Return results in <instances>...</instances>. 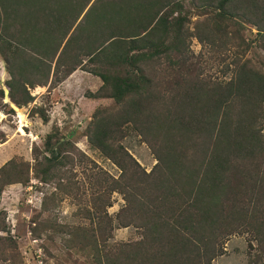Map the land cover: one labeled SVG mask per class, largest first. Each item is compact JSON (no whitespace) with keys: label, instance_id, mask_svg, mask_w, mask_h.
Listing matches in <instances>:
<instances>
[{"label":"trees","instance_id":"trees-1","mask_svg":"<svg viewBox=\"0 0 264 264\" xmlns=\"http://www.w3.org/2000/svg\"><path fill=\"white\" fill-rule=\"evenodd\" d=\"M182 1L0 0V57L15 106L33 101L27 89L45 87L51 64L52 86L79 68L101 83L89 98L114 103L113 112L93 111L85 137L117 178L91 172L73 144L53 134L31 167L38 183L74 199V166L94 179L91 207L78 210L91 222L80 245L91 264H211L232 236L246 238L249 264L264 259V74L236 58L227 81L193 74ZM192 1L211 9L216 30L244 17L264 53V0ZM203 25L194 28L199 43L210 40ZM30 113L47 122L40 107ZM125 124L156 162L148 173L119 144ZM27 171L9 160L0 167V187L26 184ZM113 193L124 204L112 218L106 209ZM124 228L139 240L112 243V232Z\"/></svg>","mask_w":264,"mask_h":264},{"label":"rangeland","instance_id":"rangeland-1","mask_svg":"<svg viewBox=\"0 0 264 264\" xmlns=\"http://www.w3.org/2000/svg\"><path fill=\"white\" fill-rule=\"evenodd\" d=\"M198 4L192 0L181 2V15L186 18L183 28L190 34L184 41V47L187 48L186 56L193 74L211 82L227 81L232 75V61L235 58L247 61L264 74V53L259 47L255 28L248 30L243 27L246 25L244 17L237 16L223 22V31L216 30L211 9ZM202 23L205 25L200 26L201 29L207 27L211 35L209 41L199 43L193 37L194 28ZM215 25L223 26L218 23ZM239 39L243 40L244 46L239 44ZM164 63V60L157 63L156 77ZM52 69L53 64L45 87L27 89L33 101L17 107L8 98V90L4 85L8 76L0 57V167L9 160H13L15 166H28L26 184L0 187V264H91L90 253L80 250L81 243L88 239L85 229L90 227L91 222L80 216L78 210L91 207V184L94 179L88 177V172L82 171L81 165L74 166L71 182L78 187L76 199L73 194H62L53 184L42 185L33 179V154L43 152V142L48 134L55 135L59 140L70 141L86 158L87 163L84 162V165L91 168V172L100 170L113 179L119 174L110 162L90 149L86 142L85 129L93 111L115 110L110 99L89 98L100 87V81L78 68L52 86ZM60 76L61 72L57 73V77ZM32 107H40L47 116V122L42 123L36 115H31ZM17 111L23 116V123H20ZM125 128L119 144L148 173L156 163L152 154L139 137L129 130V124H125ZM262 132L264 134V127ZM79 161H82L81 158ZM72 190L75 192L74 188ZM42 202L45 211H42ZM110 202L106 214L113 218L124 203L121 196L114 193ZM139 238L135 229H116L112 232L111 242L133 243ZM247 252L246 238L232 236L223 245V254L211 264H249ZM258 264H264V259Z\"/></svg>","mask_w":264,"mask_h":264},{"label":"bare ground","instance_id":"bare-ground-1","mask_svg":"<svg viewBox=\"0 0 264 264\" xmlns=\"http://www.w3.org/2000/svg\"><path fill=\"white\" fill-rule=\"evenodd\" d=\"M17 113H18L20 123H23L24 122L23 116L20 115L19 111H17Z\"/></svg>","mask_w":264,"mask_h":264},{"label":"water","instance_id":"water-1","mask_svg":"<svg viewBox=\"0 0 264 264\" xmlns=\"http://www.w3.org/2000/svg\"><path fill=\"white\" fill-rule=\"evenodd\" d=\"M10 105V104H9ZM12 108H13V106L12 105H10Z\"/></svg>","mask_w":264,"mask_h":264}]
</instances>
